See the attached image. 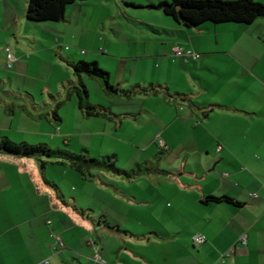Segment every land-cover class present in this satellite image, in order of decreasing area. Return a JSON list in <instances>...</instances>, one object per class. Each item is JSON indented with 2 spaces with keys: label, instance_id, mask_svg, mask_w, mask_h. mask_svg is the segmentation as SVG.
<instances>
[{
  "label": "crops",
  "instance_id": "1",
  "mask_svg": "<svg viewBox=\"0 0 264 264\" xmlns=\"http://www.w3.org/2000/svg\"><path fill=\"white\" fill-rule=\"evenodd\" d=\"M165 1L88 0L62 22L33 23L28 0H0V73L9 75L0 79V140L58 149L76 140L93 158L117 156L116 166L113 147L147 157L123 170L147 169L135 178L105 171L90 180L53 159L0 155V264H264V19L189 29L158 8ZM139 8L151 13L137 17ZM176 48L201 58H177ZM45 61L60 73L45 77ZM81 61L140 93L128 100L102 88L95 102L83 77L91 104L109 116H86L72 89L44 104V81L64 87V65ZM175 151L177 166L162 165ZM49 166L64 177L51 180Z\"/></svg>",
  "mask_w": 264,
  "mask_h": 264
},
{
  "label": "trees",
  "instance_id": "2",
  "mask_svg": "<svg viewBox=\"0 0 264 264\" xmlns=\"http://www.w3.org/2000/svg\"><path fill=\"white\" fill-rule=\"evenodd\" d=\"M88 0H28L26 18L29 22H62L66 18L67 8L78 2ZM164 14L172 17L176 22L186 28H198L205 23H239L252 24L264 19V4L256 0H236L225 2L222 0H173L172 3L163 2L159 5ZM74 73L80 79L79 86L72 89L78 96L80 109L86 116H109L110 112L105 108H97L90 102V91L83 77L97 80L106 95L131 100L140 91H126L113 85L110 74L101 69L96 62L81 61L72 65ZM71 93V92H70ZM185 100V99H184ZM58 104L53 111V117L59 121ZM0 155H8L16 158H29L42 161V159L56 160L57 164L67 165L78 172L85 179L92 180L96 172H112L124 175L127 178H135L143 171L139 167L132 174L116 167L117 156L103 160L93 158L87 150L81 155H76L68 150L53 149L47 144L31 145L28 143H15L8 138L0 140ZM115 160V161H114ZM114 161V162H113ZM42 168H45V162ZM205 203L239 204L229 197H207Z\"/></svg>",
  "mask_w": 264,
  "mask_h": 264
},
{
  "label": "rangeland",
  "instance_id": "3",
  "mask_svg": "<svg viewBox=\"0 0 264 264\" xmlns=\"http://www.w3.org/2000/svg\"><path fill=\"white\" fill-rule=\"evenodd\" d=\"M172 1L173 0H169V1H165V2H169V3H172ZM199 1H203V0H199ZM222 1H225V2H229L230 0H222ZM264 4V3H263ZM122 6H124V3L123 4H121ZM159 5L160 4H158L157 6H158V8H159ZM147 6H150V5H147ZM137 17H140V15H142V14H149V13H151V12H143V11H140V8L139 9H137V10H134V12H133ZM141 13V14H140ZM126 19V17H124V16H122L121 18H120V21L122 22V23H125V21H127V20H125ZM58 54H61V52H58ZM59 56V55H58ZM60 57V56H59ZM65 67H64V70L63 71H65V75L63 74V76H65V78H66V83H65V86L63 87V86H61V85H58L57 84V81L55 82V79H49L50 80V85H48L49 84V81H48V83L46 84V81H44L45 83H43V85L44 86H47V90H46V94H47V96H48V98L46 99V103L44 102V104H47V105H49L50 104V100H51V98H49V94L52 92V96L53 97H55V98H59V96H61V94H64L65 92L66 93H69L71 90H70V88H72L73 87V84H72V82H75V86H79V84H80V79H79V77L78 76H75L74 75V70L71 68V67H68L67 65H64ZM40 68H41V70L42 71H44V72H46V76L45 77H49L50 75H51V73H57V72H59L60 73V71H61V68H60V66H59V64H54V63H50V61H45L44 63H43V65L41 64L40 65ZM67 68V69H66ZM5 70L8 72H12V70H10V68L9 67H7V68H5ZM71 73V74H70ZM62 74V73H61ZM70 76L72 77V78H70ZM85 78H87L86 76H84ZM0 79L1 80H6V82L8 83L9 82V75L7 74V73H0ZM88 83H90V88H92V92H93V94H92V96H93V100L95 101V102H98L99 101V99L101 98V96H103V97H105L106 95H105V93L103 92V90H102V86H101V84L97 81V80H93V79H88V80H86ZM4 88H5V90L6 91H10V85L8 84V85H6V86H4ZM42 91V87H40V85H39V88L37 89V95L40 97V92ZM60 92V93H59ZM74 96H75V99H77V96H76V94H74ZM78 100V99H77ZM47 105H45V107L47 106ZM62 113V112H61ZM63 114V113H62ZM64 117H65V120H67V116L66 115H64ZM13 118V117H12ZM6 119L7 118H5L4 116H2L1 114H0V122H1V120L3 121V122H7L6 121ZM2 122V123H3ZM5 124V123H4ZM10 124V123H9ZM7 125H8V122H7ZM16 125H17V122H16V124H15V127H16ZM77 144H78V142L76 141V140H73L72 141V143H71V146H69V147H67V146H65V145H63L61 148L63 149V150H68V151H70V152H72V153H74V154H76V155H81L82 154V152L79 150V149H77ZM114 148V150H117V152H119V154H120V156H121V162H117V168L118 169H120V170H130V171H133V169H131L132 167H130L131 165L130 164H132V163H135L136 162V160L137 159H141V160H144V159H146L147 157H146V154L145 153H142L141 151L143 150V149H137V148H130V147H113ZM53 149H58L57 147H53ZM74 150V151H73ZM107 150V152H109L108 150V148L106 149ZM113 150V149H112ZM155 150H156V152H158V148H157V146H155ZM100 152V149L98 148V149H94V154L98 157V154H100L99 153ZM180 153H181V151L180 152H173V154H170L169 156H168V158H166V160H164V162H162L161 164L162 165H165V164H167V165H170V166H173V167H175V166H177V164H178V160L181 158L180 157ZM98 159V158H97ZM115 161V160H114ZM113 161V162H114ZM159 160H157L156 159V163H159L158 162ZM137 168V167H136ZM48 169H49V177H50V179L52 180L53 179V177L55 178V180L58 182V181H60L61 179L60 178H63L64 177V175H62L63 174V170H64V168L62 169V168H59V167H55V166H49L48 167ZM134 170H136V169H134ZM65 171L67 172L68 171V169L67 168H65ZM73 173H75L76 175H78L75 171L73 172ZM79 176V175H78ZM80 177V176H79Z\"/></svg>",
  "mask_w": 264,
  "mask_h": 264
},
{
  "label": "built area",
  "instance_id": "4",
  "mask_svg": "<svg viewBox=\"0 0 264 264\" xmlns=\"http://www.w3.org/2000/svg\"><path fill=\"white\" fill-rule=\"evenodd\" d=\"M6 52H7V57H8V67L12 68L17 59H16L15 55L13 54L11 48H7ZM174 54H175L174 55L175 57L183 58L186 61H189V60L198 61L201 58V55L194 52V51H191V50L184 51L180 48H176ZM206 242H207V238L204 235L198 234L194 237V243L196 245L201 246V245H204ZM241 242H242L243 246H247L248 238L246 235L241 237ZM95 260L97 262H101L102 264H106V262L101 260L100 257H98V256L95 258ZM41 264H49V262L46 261V262L41 263Z\"/></svg>",
  "mask_w": 264,
  "mask_h": 264
}]
</instances>
